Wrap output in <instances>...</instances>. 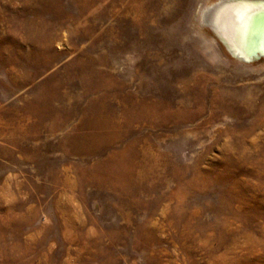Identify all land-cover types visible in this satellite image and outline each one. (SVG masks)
Instances as JSON below:
<instances>
[{"label": "rangeland", "instance_id": "obj_1", "mask_svg": "<svg viewBox=\"0 0 264 264\" xmlns=\"http://www.w3.org/2000/svg\"><path fill=\"white\" fill-rule=\"evenodd\" d=\"M193 2L0 0V264H264V58L182 40ZM81 63L194 112L136 132L154 145L137 146L127 192L88 180L104 152L68 151Z\"/></svg>", "mask_w": 264, "mask_h": 264}, {"label": "bare ground", "instance_id": "obj_2", "mask_svg": "<svg viewBox=\"0 0 264 264\" xmlns=\"http://www.w3.org/2000/svg\"><path fill=\"white\" fill-rule=\"evenodd\" d=\"M194 2L193 10L187 15L183 29L185 35L182 40L187 38L212 61L222 60L224 53L221 50L226 49L228 52L226 55L230 60L253 65L256 60L246 63L241 56L248 57L251 49L259 48L260 43L252 45L247 41L253 36V32L261 30L255 22L259 14H264V7H261L257 0H246L251 5L247 9L230 7L231 4L236 3V0H219L215 3L209 0H194ZM253 25L254 27L256 25L255 29ZM206 28L212 32V35L208 34ZM261 58L264 57L260 56L257 60ZM79 69L82 83L81 96L87 95L90 98L79 122L66 135L68 151L82 155L104 152L107 157L94 164L90 173L88 172L91 177L88 180L98 184L108 183L112 188L127 192L131 189L129 172L133 168L137 146L141 141L149 146L154 145L145 134L136 132L142 127L153 128L163 123L177 124L187 121L194 112L187 111L189 114L184 111L174 112L166 99L123 91L122 82L107 73H100L101 76H97L93 67L86 63H81ZM194 79L182 80L187 93L178 101H191L193 90L190 83ZM199 95L203 97L202 92ZM71 115L72 112L69 111L66 126L72 123ZM135 133L137 135L133 136ZM121 142L124 143V147L118 149L116 145Z\"/></svg>", "mask_w": 264, "mask_h": 264}, {"label": "water", "instance_id": "obj_3", "mask_svg": "<svg viewBox=\"0 0 264 264\" xmlns=\"http://www.w3.org/2000/svg\"><path fill=\"white\" fill-rule=\"evenodd\" d=\"M264 31V29H261ZM263 43H264V35L262 36V39H261V43L259 44V48H253L251 49V52L248 54V57L247 56H241L243 57V61H245L246 63L250 62L251 60H257L258 58H260V56H263L264 57V46H263Z\"/></svg>", "mask_w": 264, "mask_h": 264}, {"label": "snow or ice", "instance_id": "obj_4", "mask_svg": "<svg viewBox=\"0 0 264 264\" xmlns=\"http://www.w3.org/2000/svg\"><path fill=\"white\" fill-rule=\"evenodd\" d=\"M261 7H264V0H257ZM246 0H236V3L230 5V7L237 8V9H247L250 7Z\"/></svg>", "mask_w": 264, "mask_h": 264}]
</instances>
